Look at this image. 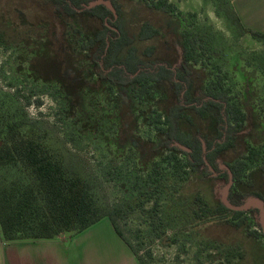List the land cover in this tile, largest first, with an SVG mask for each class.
<instances>
[{"label":"trees","instance_id":"obj_1","mask_svg":"<svg viewBox=\"0 0 264 264\" xmlns=\"http://www.w3.org/2000/svg\"><path fill=\"white\" fill-rule=\"evenodd\" d=\"M44 1L53 6L55 17L74 22L66 26L65 40L62 43L56 42L57 45L47 37H42L41 42L36 44L37 49L36 46L31 48V38L18 40L14 45L8 46L0 35V45L6 49H14L18 60L29 56V60L23 62L27 64L26 68L16 71L15 77L31 84L50 87V90L45 87L43 89L58 95L62 100L63 107L60 105L56 113L69 119L72 117L71 121L77 132L79 125L80 132L86 136L93 135L105 149L114 147L116 153L124 149L117 141L126 134L130 135L122 124L124 112L121 107L124 97L131 95L137 105L150 109L149 125L155 129V136L163 139L162 154L154 152L148 155L132 135L128 136L133 143L128 148L130 151L116 156L127 157V162L133 161L135 169L117 170L115 175L131 182V190L135 194L131 200L107 206L100 200L94 180L68 162L64 154L55 148L47 132L32 123L12 103L9 96L2 94L0 234L5 242L51 240L64 234L77 235L107 219L117 236L130 248L138 264H146L138 255V251L146 252L143 245L138 242L137 248L134 247L121 231L118 221L134 212L144 213L148 203L151 204L150 211L156 217L161 203L171 201L179 189L184 188L182 184L188 180V175L199 167L203 169L205 177L216 175L223 178L226 185L231 175L228 201L232 205L242 206L249 199L256 198L264 206V140L246 142V149L239 157L223 167L219 165L222 153L236 146L240 140L239 131L248 125L249 115L257 108V117L262 125L260 119L264 118V107L260 103L264 105V54H253L244 64L246 70L258 74L256 78L245 76L241 70L237 72L240 79L250 80L248 85H239L232 82L234 76L223 72L218 62L220 59L209 70L204 56L207 51L213 55L214 49L201 43L198 34L183 29L179 36L182 61L180 69L176 71L168 62L156 58L144 59L145 56H151L154 48H146L140 54L138 45L156 38L159 35L158 29L144 23L137 33H131L122 24L120 11L114 0H102L110 2L115 10L114 14L104 5L88 7L97 0ZM141 1L150 10L163 12L184 23L186 16L167 0H152L151 4L147 0ZM213 3L215 14L227 22L237 37L248 35L264 45V35L243 26L231 0H213ZM191 16L195 17L194 14ZM47 22L44 19L42 23L44 33H47ZM31 32L30 28L27 35ZM50 53L61 54L67 63L59 78L53 73L50 78L43 77L45 80H42L38 71L36 74L32 72L30 61L33 57ZM72 63H76L75 68L71 66ZM83 71H86L85 76ZM199 71L205 73L204 78L198 74ZM194 75L204 80L203 87L197 94L193 91ZM253 80L261 83L260 89L259 86H254L249 90ZM227 81L230 83L226 84ZM99 83H104L106 87L93 97L96 100V116L92 120L73 119V104L70 108L68 106L71 98L76 95L75 92H80L81 86H97ZM165 85L172 86L171 95L166 93V88L163 87ZM251 93H255L253 96L260 99V103L253 102ZM172 96L174 103L167 107L161 105L162 101ZM248 96L252 101H249ZM26 100L28 104V99ZM104 102L109 105L107 109L103 106ZM67 108L69 113L65 114ZM140 112L141 115L146 114L141 108ZM192 112L199 119L209 121L210 134H204L194 126L195 117ZM191 128H195L194 132ZM175 143L186 147L189 152L176 147ZM110 172L111 169L108 173ZM167 195L170 200L161 198H166ZM232 196L239 199L233 201ZM194 201L195 206L193 202L179 205L180 211L176 213L178 219L187 218V212L191 215L190 223L184 222L182 228H187L189 224L199 227L218 221L234 228H247V234L255 244L260 242V238H264L257 209L232 211L222 201L210 204L199 194L195 195ZM157 220L152 232L154 239L162 240L166 237L168 244L176 243L175 236H166L165 219ZM255 220L258 222V229L255 228ZM257 249L260 251V264H264V247L259 245ZM146 255L151 257L149 252ZM228 262L231 263V260Z\"/></svg>","mask_w":264,"mask_h":264},{"label":"rangeland","instance_id":"obj_2","mask_svg":"<svg viewBox=\"0 0 264 264\" xmlns=\"http://www.w3.org/2000/svg\"><path fill=\"white\" fill-rule=\"evenodd\" d=\"M114 1L120 11L122 24L131 33H137L144 23H149L158 29L159 35L156 38L138 45L140 54L146 48H154L153 55L143 57L145 60L156 58L168 62L173 70H179L182 61L179 36L182 30L186 29L193 34H198L201 43L208 44L209 48L214 49L213 55L207 51L204 56L205 64L209 70L212 68V64L220 59L218 62L223 72L234 76V79H231L232 82H237L239 85L250 84V80L240 79V75L237 73L240 70L244 72L245 76L253 78L258 76L256 73H251L249 69L246 70L244 64L252 58L253 54L263 55L264 45H257V41L248 35L243 39L237 37L227 22L215 14L213 0H167L186 16L184 23H180L175 17L163 12L150 10L141 0ZM151 1L147 0L146 2L151 4ZM192 14L195 17H192ZM44 19L49 22L46 28L47 33H44L43 29ZM72 22L74 20L55 17L53 6L48 1L0 0V35H2V41L9 44L8 46L14 45V42L18 40L23 41L26 38H31V48L36 46L35 49H37L36 44L41 42L42 37H47L55 43H62L65 40L66 26ZM30 28L32 32L27 35ZM16 56L17 53L14 49L10 47L6 49L0 45V96L2 94L9 96L12 103L14 102L32 123L47 132L55 148L64 154L68 162L83 175L94 180L97 194L104 204L112 206L121 204L125 200H131L135 194L131 190V182L126 178H118L115 174L117 170H134V163L133 161L127 162V157L118 158L116 155L130 151L128 148L133 144L129 140L128 136L130 135L146 149L148 155L154 152L162 154L163 139L157 138L154 133L155 129L149 125L150 109L147 106L137 105L131 95L125 96L122 103L124 106L121 107L124 112L122 124L130 135L126 134L117 141L118 145L124 146L123 150L121 148L122 152L116 153L112 146L105 149L93 135L86 136L82 131L80 132L79 125L77 132L76 127L75 129L73 127L72 117L69 119L61 113H56L60 105L63 107L62 100L58 95L48 93L47 90H50L48 89L50 87L40 86L38 83L37 85L31 84L29 81L15 77L16 71L22 70L23 67L26 68L27 64H23V62L29 60V56L25 58L26 55L22 57L25 59L21 60H18ZM66 63L62 55L58 53L33 57L30 61L32 72L36 74L38 71L42 80H45L43 77L50 78L53 73L59 78ZM74 64L76 65V63L71 65L73 68H75ZM87 64L89 63H84V65ZM204 72L207 73V70ZM204 72L198 74L204 78ZM85 75L86 71H83V76ZM196 75L193 77V91L197 94L202 89L204 80ZM228 83L230 81L226 82V84ZM103 84L81 86L80 92H75L76 95L71 98L72 101H69V106L67 105L70 108V105L73 104L71 110L73 119L88 118L92 120L96 116L94 108L96 100L93 97L105 89L106 86ZM254 86H259L260 89L261 83L258 80H253L249 90H252ZM44 87L47 90L43 89ZM163 87L166 88V93L171 95L172 86L165 85ZM254 94L251 93L252 98H254ZM26 99H28V104ZM249 101H252L250 97ZM256 101L260 103L261 100L255 97L253 102L256 104ZM174 102L172 96L168 100L162 101L161 105L167 107ZM103 106L106 109L109 107L106 102ZM260 106L264 107L261 103ZM68 108L65 114L69 113ZM140 108L145 110L146 114L141 115ZM257 110L258 108L249 115L248 125L239 131L240 140L236 146L222 153L219 159L220 167L239 157L246 149V142L264 140V129H262L264 118L260 119L262 124L260 125ZM192 116L195 117L194 126L204 134H210L209 121L199 119L193 112ZM191 129L194 132L195 128ZM109 169L112 172L108 173ZM115 169L116 171H114ZM182 186L184 188H180L178 194L171 201L166 204L161 203L157 209L156 217L150 211L151 204L148 203L145 205L144 213L134 212L118 221L121 231L134 247L137 248L138 242L143 245L146 252L138 251V255L144 259V262L146 264H260L258 259L260 251L256 250V247L259 245L264 247V238H260V242L255 244L253 239L248 236L247 228H234L225 222L218 221L199 227L189 224L187 228H182L184 222L190 223V213L187 212L185 214L187 218L184 219L176 217V213L178 214L180 211L181 203L190 204L193 202L195 206L194 197L196 194L203 196L210 204L221 202L227 187L224 179L216 175L205 177L203 169L199 167L188 175V180ZM161 198L170 200L169 195L166 198ZM231 198L233 201L239 199L236 196ZM164 206L168 207L164 208ZM158 218L165 219L166 236L169 238L175 236L176 243L168 244L166 237L167 240L165 238L154 239L152 232L158 223ZM257 223L255 220L256 229H258ZM147 252L151 255L150 258L146 255ZM238 254L242 256L239 257ZM228 260H231V263Z\"/></svg>","mask_w":264,"mask_h":264},{"label":"crops","instance_id":"obj_3","mask_svg":"<svg viewBox=\"0 0 264 264\" xmlns=\"http://www.w3.org/2000/svg\"><path fill=\"white\" fill-rule=\"evenodd\" d=\"M231 2L243 26L264 35V0ZM0 264H138V261L110 222L103 219L77 235L64 234L51 240L5 242L0 234Z\"/></svg>","mask_w":264,"mask_h":264},{"label":"water","instance_id":"obj_4","mask_svg":"<svg viewBox=\"0 0 264 264\" xmlns=\"http://www.w3.org/2000/svg\"><path fill=\"white\" fill-rule=\"evenodd\" d=\"M96 5H104L106 6L113 14L115 13V10L114 8L112 7V5L106 1H102V0H97L93 3H91L88 7L91 8V7H94ZM176 147L184 150V151H187L189 152V149H187L186 147L178 144V143H175L174 144ZM231 184H232V178H231V175L229 176V181H228V184H227V187L225 188L224 190V193L222 195V202L223 204L229 209V210H232V211H246V210H249L250 208H255L259 211L260 213V224H261V228L263 230V233H264V206L262 204V202L256 198H252V199H249L248 201H246L242 206H234L232 205L229 201H228V193H229V189L231 187Z\"/></svg>","mask_w":264,"mask_h":264},{"label":"flooded vegetation","instance_id":"obj_5","mask_svg":"<svg viewBox=\"0 0 264 264\" xmlns=\"http://www.w3.org/2000/svg\"><path fill=\"white\" fill-rule=\"evenodd\" d=\"M232 185V184H231Z\"/></svg>","mask_w":264,"mask_h":264}]
</instances>
